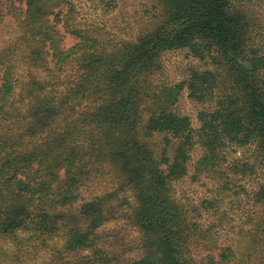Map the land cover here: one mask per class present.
<instances>
[{
  "label": "trees",
  "instance_id": "obj_1",
  "mask_svg": "<svg viewBox=\"0 0 264 264\" xmlns=\"http://www.w3.org/2000/svg\"><path fill=\"white\" fill-rule=\"evenodd\" d=\"M152 1L132 31L115 36L81 26L75 0H6L0 264L38 253L40 264H115L97 229L119 216L146 239L145 252L127 264H250L247 249L264 244L261 214L246 230L244 251L227 247L218 257L201 251L205 232L172 191L188 173L193 145L188 116L173 108L184 88L211 104L198 113L205 154L197 172L213 166L225 144L251 145L264 155V50L247 0ZM91 2L109 12L117 7V0ZM66 34L76 39L70 46ZM178 49L213 67L187 81L161 82L163 54ZM93 180L102 190L85 196ZM253 199L264 204V180Z\"/></svg>",
  "mask_w": 264,
  "mask_h": 264
},
{
  "label": "rangeland",
  "instance_id": "obj_2",
  "mask_svg": "<svg viewBox=\"0 0 264 264\" xmlns=\"http://www.w3.org/2000/svg\"><path fill=\"white\" fill-rule=\"evenodd\" d=\"M13 1L18 5L25 3V0ZM152 2L117 0L116 9L109 12L91 0H75L77 21L81 26H94L100 32L125 36L132 31L139 16L144 14L146 8H150ZM5 5L6 0H0V11L5 10ZM246 6L247 14L254 23L256 41L264 50V0H247ZM10 40V35L0 26V47L8 44ZM75 40L73 36L66 34L64 44L70 46ZM212 67L211 61H201L193 57L187 49L170 50L162 56V71L158 79L166 84H174L187 81L193 71ZM70 72L67 71L64 75L67 76ZM19 73L21 80H29L27 71L23 74L21 69ZM32 73L35 78L43 80L44 74L39 69H34ZM16 93L22 94L20 86L16 87ZM86 102L83 101V104ZM210 107L211 104L199 103L190 98L185 88L173 106L176 112L188 116L193 145L190 149L188 173L172 182V191L177 201L191 212L205 232L207 238L201 243V251L218 257L227 247L234 248L235 253L244 251L246 230L252 228L255 221L264 214V204H258L253 199L257 184L264 180V155L256 152L251 145L238 148L225 144L217 149L214 165L202 166L197 172L195 167L205 154L199 143L201 123L198 113ZM241 164L245 166L240 167ZM90 181L84 189L85 196L102 190L100 180ZM97 233L103 235L98 244L116 256L115 264H127L129 260L143 254L147 247L146 239L126 216L103 222ZM31 252L34 255L36 250ZM41 252L43 256L48 253ZM246 252L249 253L250 264H264V244L250 246ZM39 254L32 257V260L25 258L21 263L19 260L11 263L9 259H3L1 263L40 264L42 259L38 257Z\"/></svg>",
  "mask_w": 264,
  "mask_h": 264
}]
</instances>
